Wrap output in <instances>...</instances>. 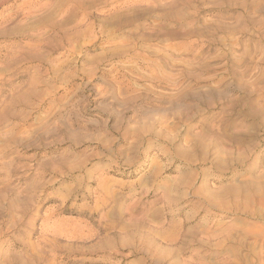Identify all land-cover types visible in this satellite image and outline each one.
<instances>
[{
    "label": "rangeland",
    "instance_id": "1",
    "mask_svg": "<svg viewBox=\"0 0 264 264\" xmlns=\"http://www.w3.org/2000/svg\"><path fill=\"white\" fill-rule=\"evenodd\" d=\"M0 264H264V0H0Z\"/></svg>",
    "mask_w": 264,
    "mask_h": 264
},
{
    "label": "bare ground",
    "instance_id": "2",
    "mask_svg": "<svg viewBox=\"0 0 264 264\" xmlns=\"http://www.w3.org/2000/svg\"><path fill=\"white\" fill-rule=\"evenodd\" d=\"M18 9H19V7H18ZM12 10H13V9H12ZM21 10H22V9H21ZM21 10H20V11H21ZM17 11H18V10H17ZM24 16H25V15H24ZM17 17H18V15H17Z\"/></svg>",
    "mask_w": 264,
    "mask_h": 264
}]
</instances>
